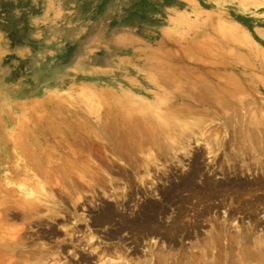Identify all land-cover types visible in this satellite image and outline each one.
<instances>
[{"label": "rangeland", "instance_id": "1", "mask_svg": "<svg viewBox=\"0 0 264 264\" xmlns=\"http://www.w3.org/2000/svg\"><path fill=\"white\" fill-rule=\"evenodd\" d=\"M91 238L92 264H264V0H0V264Z\"/></svg>", "mask_w": 264, "mask_h": 264}, {"label": "bare ground", "instance_id": "2", "mask_svg": "<svg viewBox=\"0 0 264 264\" xmlns=\"http://www.w3.org/2000/svg\"><path fill=\"white\" fill-rule=\"evenodd\" d=\"M195 126H196V124H194ZM193 125V126H194ZM252 132H251V136H252V140H253V138H255L254 136H255V133H253V130H251ZM253 142H255V141H253ZM197 166V165H196ZM195 168V167H194ZM196 170H197V168H195L194 170H193V172H190L191 174L189 175V177L187 178V180H185L184 179V187H186V185H189V184H187V183H190L189 182V180L194 176V174L196 173ZM199 170V169H198ZM197 170V171H198ZM261 185V184H260ZM263 185V184H262ZM178 187H179V185H178ZM250 187V186H249ZM263 187V186H262ZM253 188V187H252ZM179 189V191H181L180 190V187L178 188ZM176 192V191H175ZM175 194V193H174ZM105 209V208H104ZM106 210V209H105ZM108 211V214H107V216H103V217H98V218H94L95 220H94V222H95V224L96 225H101V224H103V223H105V222H107V221H109L110 220V213H113L112 211H110L109 210V208L107 209ZM104 211V210H103ZM110 211V212H109ZM158 212H159V209H158V207L157 206H152V205H150V206H148V207H144L143 208V211L141 212V218H140V223H139V226L140 227H142V228H145V230H148L147 228H150L151 230L149 231V233L148 234H156V230L159 228V227H162V226H160L159 224H156V216H157V214H158ZM162 213V212H161ZM120 219V218H119ZM122 220H124V219H122ZM111 222V221H110ZM131 222V221H130ZM130 224V223H129ZM126 225V224H125ZM126 228V227H125ZM134 228H135V226H134ZM163 228V227H162ZM121 229V228H120ZM135 229H137V228H135ZM132 230V229H131ZM159 230V229H158ZM134 231V230H133ZM141 231H142V229H141ZM167 231L168 230H166V232L163 234L164 235V237H167L168 239L170 238V239H173V237H171V234L168 232V235H167ZM140 231H138V233H139ZM171 232V231H170ZM143 233V232H142ZM109 235L107 236L108 238H114V237H116L115 235H113V233L112 234H110V233H108ZM148 234H146V235H148ZM138 235V234H137ZM167 235V236H166ZM120 240V239H119ZM76 241V239H75V236H71L70 238H69V240L67 241V243H65L63 246H64V248H67V247H69V246H73V247H75L76 246V244L74 243ZM119 242V241H118ZM118 242H116L115 244L117 245L118 244ZM120 242H122L121 240H120ZM119 242V243H120ZM92 238L91 239H89V241H87L86 242V244H85V246L87 247H84L83 249H82V251H78L77 252V250H74V252H71V253H69V251H68V253H67V255H68V257H69V261H68V263L69 262H75V263H77V264H92V260L94 259V258H96V260H100V255H99V253H98V251H97V249L96 248H92ZM123 243V242H122ZM121 243V244H122ZM121 244H120V246H121ZM114 245V244H113ZM116 245H114V246H110L109 248H108V250H110V252H111V250L113 249L114 250V248L115 247H117L116 248V250L118 249V248H120V246L118 247V246H116ZM113 252V251H112ZM45 254V253H44ZM148 254H149V256H150V261L149 262H153V264H157V263H159V261H163V260H161V259H154L153 258V251L152 250H149L148 251ZM251 255V254H250ZM253 256V255H252ZM47 259H48V257H47ZM128 262H126V263H124V264H127ZM182 262H179L178 260L177 261H175V262H173V261H171V262H166V261H163V264H181ZM106 264H122L121 262H119V261H117V263H115V262H109V263H106Z\"/></svg>", "mask_w": 264, "mask_h": 264}]
</instances>
